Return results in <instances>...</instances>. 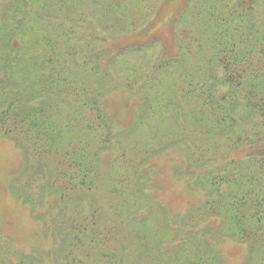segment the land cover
Returning <instances> with one entry per match:
<instances>
[{"label": "trees", "instance_id": "trees-1", "mask_svg": "<svg viewBox=\"0 0 264 264\" xmlns=\"http://www.w3.org/2000/svg\"><path fill=\"white\" fill-rule=\"evenodd\" d=\"M70 1L7 0L0 13V142L36 167L12 193L43 223L28 191L47 157L61 154L51 215L52 237H64L53 250L60 264H231L215 246L223 239L242 248L240 264H264V17L254 10L264 0H184L171 21L175 44L149 36L157 16L138 34L122 31L128 40L113 48L85 13L55 16ZM93 1L114 28L145 4ZM120 87L125 117L110 110ZM173 151L181 161L169 170L201 195L189 208L153 181ZM106 171L114 218L102 220L92 193ZM130 228L134 241L123 238Z\"/></svg>", "mask_w": 264, "mask_h": 264}, {"label": "rangeland", "instance_id": "rangeland-1", "mask_svg": "<svg viewBox=\"0 0 264 264\" xmlns=\"http://www.w3.org/2000/svg\"><path fill=\"white\" fill-rule=\"evenodd\" d=\"M86 1L87 0H71L68 6L69 8H67L66 11L54 8L55 16L60 18L63 17L66 22V19L72 20L77 16V13H73L78 12L75 10H79L80 13H85V15H88L87 21L89 25L93 27L97 25L99 27L101 31V34L99 35L101 41H99V43L102 47H106L103 43L105 41H109L107 42L109 48L115 47V44H123L124 41L128 39H123L124 33H121L122 31L125 32L126 35L131 34V36L138 34L141 29L146 27L150 21H154L157 16L159 20L157 23L153 24L154 26L151 28L149 36L157 35L165 44H175L171 21L176 17L175 14L182 7L184 0H143L145 3L144 5L136 4V7L131 11V15L135 17V20L132 19L129 21L128 26H125V23H120L116 28H114L113 21H100V12L94 7V1L89 0V2H87L89 4H86ZM6 4L7 0H0L1 14L4 11ZM76 4L79 6L78 9L75 8ZM28 10L34 11L32 8H29ZM254 10L258 16L264 17V3H258ZM67 11L69 13H67ZM0 20H2L1 16ZM41 22L45 21L39 19V24ZM47 24L49 25L48 22L46 25ZM42 26L39 25V28H42ZM89 31L91 32L92 30ZM112 37H121L122 39L115 40ZM95 45L98 46L97 43H95ZM111 98L119 104L110 105V110L114 113L113 115H123V110L126 108L124 106L125 101H128L130 98L128 93L125 92L124 88L120 87L113 92ZM114 101L111 102L114 103ZM132 103H134V101H132ZM125 114L126 113H124V117ZM124 117L121 116L119 118L120 126L121 124L123 125V123L124 125L129 123L128 119L130 115L128 114L127 118L122 119ZM20 155V152L11 142L6 140L0 142V229L2 230V238L0 241V264H17V260L20 262L19 258H22L23 255L27 260L28 258H33L34 260H42L44 264H60L62 263L61 259L55 257L53 250L58 247V244L62 245V239H64V237H62L61 234L58 236V240L52 237V233L54 234V232H56L55 227H53L54 225L52 221L54 220L52 216L56 212L54 201L57 199L53 186L54 184L61 185V181L57 176L55 177L54 174L58 171L57 168L64 167L61 162V160L63 161V157L61 154H53L54 156L47 157L48 162L45 165L46 167L44 166L39 169V174H37L36 179L31 185V189L29 188L28 191L30 195L29 197H32L34 205L37 208L36 210L41 211L42 215L45 216L43 224L41 221L37 220V217H35L33 205L29 204L27 201L18 203L13 197L11 188L13 180L16 183H13L12 185L14 186L17 184L20 188L30 182L29 174L31 170L36 169V167L31 168L32 164H34L33 157L31 156L32 154L29 155L30 160L28 162L25 159L21 160ZM172 155V158L164 156V162L166 163L170 161V163L173 164L181 161V157L176 156L174 151L172 152ZM102 157L104 158L105 156L102 155ZM102 157L98 163V169L101 170L102 168H100L99 165H103L102 163L105 161V159L102 160ZM65 158L66 162H68V158ZM33 166H35V164ZM169 168L166 163V165H164V174L153 179V181L159 188H162L167 192L166 197L170 203L175 204L178 207L183 206L184 208H189L191 202L193 203L195 199H198L201 195L200 193L198 194L191 191L192 186L188 184L187 180L183 177L178 178V176H174ZM100 175L104 186L97 191H93L92 194L96 198L99 207L101 206V219H113L114 212L112 209H109L108 206V204H110V206L112 205L113 196L109 193V190L106 187L108 185L107 179H109L110 173L109 171H106L101 172ZM37 213L35 211V214ZM44 225H46V229L44 228ZM47 226H50L51 228H48ZM6 235L9 239L5 238ZM130 237L132 241H134L131 228L128 230V234L123 236V238L127 240ZM135 241H137V238ZM110 245L118 247L117 245H114V243ZM215 246L218 251H220L221 258L225 261H229L231 264H240L245 258V253L242 248L232 241L223 239L220 244L216 243ZM147 254L148 253H145L142 256L146 257ZM129 255L131 259L135 258L137 252H134V248L130 250Z\"/></svg>", "mask_w": 264, "mask_h": 264}]
</instances>
